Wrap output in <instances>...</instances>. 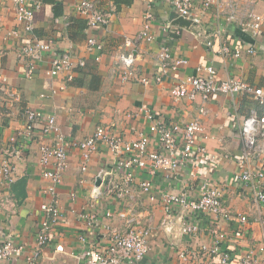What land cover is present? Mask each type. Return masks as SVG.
Segmentation results:
<instances>
[{
    "label": "crops",
    "instance_id": "1",
    "mask_svg": "<svg viewBox=\"0 0 264 264\" xmlns=\"http://www.w3.org/2000/svg\"><path fill=\"white\" fill-rule=\"evenodd\" d=\"M81 0H42V7L36 10L34 29L23 33L20 38L6 39L4 34L22 26L16 19L11 0H0V164L6 159L4 151L14 147L16 156L10 159L15 168V180L5 184L0 173V241L6 234L20 237L27 246L26 252L0 264H26L27 256L36 241L43 219L41 205L52 198L46 195L49 181L42 176L40 146L52 144L51 136H44L37 126L33 142H24L21 134L25 128L24 112L31 108L56 118L63 134L72 140H84L99 126H111L114 133L127 139H136L133 129L149 133L150 122L143 108L165 123L177 122L182 125L199 117L204 127V137L199 143L204 145L214 160L205 161L199 167V178H210L224 192V201L233 211L244 214L250 222L247 234L240 233L239 223L224 224L222 229L229 236V251L240 255L256 249L264 241V206L253 195L249 186L240 181L237 159L243 155L244 143L241 135L243 120L255 113L264 116V104L248 95L234 97L215 94L207 102L200 98L174 100L169 92V83L143 85L139 82H122L124 71L122 55L132 53L137 57L136 70L139 76L151 77L157 67L156 54L159 43L170 46L176 56L188 59L189 64L173 81L196 74L202 66H214L221 80L238 78L255 87H264V0H216L207 12L202 10V1L194 0L195 12L202 17L204 33L195 34L194 28L174 25L179 18L174 12L171 0H134L131 6L117 7L113 0H92L107 12H111L109 26L99 29L96 34L104 44L101 58L97 61L86 51L85 43L90 34L86 19L76 13L75 6ZM230 2L243 16L249 10L263 18V35L253 38L242 31L237 22L227 20ZM150 16V17H148ZM146 28L157 37V42L147 43L139 38ZM210 39L214 47L208 48L205 40ZM52 40L59 53L74 52L85 59L86 67L74 72V81L67 82L62 75L49 77L52 53H45L37 64L35 76L25 77V63L17 53L24 43ZM127 40L131 46H126ZM223 46L232 51L241 49L239 57H226L221 52ZM252 49L253 54L248 51ZM1 76L8 79L1 82ZM204 107L206 113L199 114ZM132 115V118L128 117ZM17 137L13 143L11 139ZM151 150H159L155 140ZM83 171V159L79 151H72L68 167L63 174V183L58 188L63 220L54 228L51 241L45 249L39 264H78L72 255L81 254L83 248L78 236L86 232V224L81 221L83 212H94L103 226L126 230L130 224L148 227L152 230L150 252L141 264H197L184 263L179 258L181 252L193 247L209 245V229L212 224L204 216L200 223L204 230L196 240H189L181 234L183 209H176L170 228L163 227L164 212L161 197L165 194L183 191L185 185L190 195L197 194L199 180L191 178L197 168H187L173 173L171 177L164 171L155 176L146 171L130 184V194L124 200L102 197L90 205V189L102 168H112L114 160L104 146H99ZM255 169L264 171V152L251 158ZM203 174V175H202ZM150 179L156 200L140 190V183ZM77 197L72 198L71 194ZM113 216L105 217L107 212ZM125 214V216H122ZM106 233L104 229L97 233ZM264 264V256H259ZM208 263V261L206 262Z\"/></svg>",
    "mask_w": 264,
    "mask_h": 264
},
{
    "label": "built area",
    "instance_id": "2",
    "mask_svg": "<svg viewBox=\"0 0 264 264\" xmlns=\"http://www.w3.org/2000/svg\"><path fill=\"white\" fill-rule=\"evenodd\" d=\"M14 4L16 19L22 26L21 29H13L4 34L6 39L20 38L23 33H31L34 29L36 10L42 7V0H11ZM202 10L207 12L216 4V0H201ZM230 12L227 20L237 22L242 31L253 38L263 35V18L259 14L249 10L245 15H239V9L230 2ZM174 12L180 18H185L193 23L195 34L204 33L202 17L195 12L194 0H171ZM75 11L86 19L87 31L90 32L85 48L89 54L99 61L104 50L103 42L96 35L99 29L109 26L111 12L100 9L92 0H81ZM150 17V16H148ZM3 32L0 26V33ZM139 38L151 44L157 42V37L148 28L143 30ZM208 48L214 47V43L206 39ZM127 40L126 46H131ZM52 53L51 67L47 71L49 77L64 76L67 82L74 80V72L86 67L85 59L74 52L59 53L54 49L52 40H35L24 43L17 53L18 58L25 63V77L32 79L35 76L37 64L45 53ZM221 52L226 57H239L241 49L232 51L230 47L223 46ZM249 53L254 51L250 49ZM4 54H0V59ZM124 71L121 75L122 82H139L143 85L169 83V92L174 100L187 99L196 101L198 98L205 103L215 94L227 96L248 95L264 104V87H255L238 78L221 80L214 66H202L197 68L196 74L190 75L178 81H173L174 76L188 66L189 61L182 56H176L170 46L159 43L156 54L157 67L151 77L139 76L136 70L137 57L134 54H124L121 57ZM1 82L7 84L8 79L1 76ZM146 118L149 120V133L133 129L138 138L127 139L115 134L111 126H99L95 132L84 140H72L60 130L56 118L31 108L24 112L25 128L21 134L23 141L33 142L37 135V126L42 125L40 132L44 136L52 137V144L42 143L40 146L41 164L44 167L43 178L49 181L45 194L51 196L49 202L41 205L43 219L40 223L35 244L27 256L26 264H39L46 247L51 241L54 228L64 216L61 211L58 188L63 183V174L68 167L72 151H79L83 159L82 170H88L89 162L98 151L99 146H104L112 155L114 165L112 168H102L96 178V184L90 189V205L95 201L106 197L124 200L130 194V184L139 175L140 171H146L155 176L158 171H164L171 177L189 165L197 168L191 178L198 181L197 194L190 195L185 185L183 191L165 194L161 197V207L164 212L163 227L170 228L174 221L176 209H183L185 215L181 234L189 240H196L204 228L200 223V216H204L211 225L209 229V245L193 247L190 251L181 252L179 258L184 263L190 261L197 264H259V256H264V241L256 248L248 250L240 255H233L229 251V241L226 231L222 229L224 224L233 221L239 223L240 233L247 234L249 220L244 214L237 213L224 201V192L211 181L210 178H199V167L205 161L214 160L207 148L199 143L204 137V127L199 117L182 125L177 122L165 123L157 120V116L143 108ZM206 113L204 107L199 108V114ZM132 118V115L128 114ZM241 135L244 143V152L237 159L240 170V181L244 186H249L254 197L264 206V171L255 169L251 164V158L258 152H264V116H256L255 113L243 120ZM17 137L11 141L15 143ZM155 140L159 150H151V143ZM6 159L0 164V173L5 184H11L15 180V168L10 159L16 156V149L12 146L5 151ZM203 175V174H202ZM97 182H100L97 185ZM140 190L148 194L150 200L155 201L153 183L150 179H144L140 183ZM76 198V193L71 194ZM110 211L105 217H112ZM125 216V214H122ZM82 222L86 224V232L80 233L78 241L83 247L81 254L72 255L78 264H141L150 252V239L152 230L145 226L130 224L126 230H119L109 226H103L101 220L94 212L87 211L80 215ZM104 229L106 233H97V229ZM27 246L20 237L13 233L6 234L0 241V261H9L26 252ZM208 261V263H206Z\"/></svg>",
    "mask_w": 264,
    "mask_h": 264
},
{
    "label": "water",
    "instance_id": "3",
    "mask_svg": "<svg viewBox=\"0 0 264 264\" xmlns=\"http://www.w3.org/2000/svg\"><path fill=\"white\" fill-rule=\"evenodd\" d=\"M174 25L179 26L181 28H184V27L185 28H190V27L194 28V25L191 21L186 20L185 18H182V17L178 18L174 22ZM193 30H194V33H196V30L195 29H193ZM99 184H100V182H97V185H99Z\"/></svg>",
    "mask_w": 264,
    "mask_h": 264
},
{
    "label": "trees",
    "instance_id": "4",
    "mask_svg": "<svg viewBox=\"0 0 264 264\" xmlns=\"http://www.w3.org/2000/svg\"><path fill=\"white\" fill-rule=\"evenodd\" d=\"M113 1L117 5V7L121 9L122 6H131L134 0H113Z\"/></svg>",
    "mask_w": 264,
    "mask_h": 264
}]
</instances>
